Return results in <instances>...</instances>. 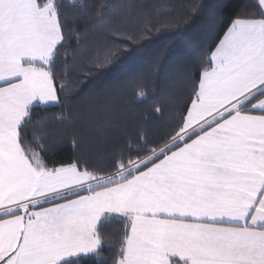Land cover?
Here are the masks:
<instances>
[{
	"label": "snow or ice",
	"instance_id": "6c2138e0",
	"mask_svg": "<svg viewBox=\"0 0 264 264\" xmlns=\"http://www.w3.org/2000/svg\"><path fill=\"white\" fill-rule=\"evenodd\" d=\"M86 7L0 0V264L99 258L108 215L125 223L111 264H264V0L201 58L163 136L139 128L103 165L50 167L27 128L34 102L58 103L68 87L56 86V62L66 30L79 27L69 26V9Z\"/></svg>",
	"mask_w": 264,
	"mask_h": 264
},
{
	"label": "trees",
	"instance_id": "16d2710c",
	"mask_svg": "<svg viewBox=\"0 0 264 264\" xmlns=\"http://www.w3.org/2000/svg\"><path fill=\"white\" fill-rule=\"evenodd\" d=\"M81 2L88 7L69 9V26L79 27L66 30L56 62V86L68 87L58 103L35 105L27 128L30 140L39 138L50 167L77 158L103 165L125 133L139 128L163 136L198 81L201 58L235 19L245 17V8L251 12L254 0ZM102 4L110 7L100 17L96 6ZM137 91L144 97L137 98ZM89 96L103 108L93 111ZM124 227L123 218L104 217L98 225L101 255L84 264H111Z\"/></svg>",
	"mask_w": 264,
	"mask_h": 264
},
{
	"label": "crops",
	"instance_id": "0c3cea01",
	"mask_svg": "<svg viewBox=\"0 0 264 264\" xmlns=\"http://www.w3.org/2000/svg\"><path fill=\"white\" fill-rule=\"evenodd\" d=\"M34 104L35 105H37V104H40L39 102H34ZM54 104H56V103H54ZM54 104H51V105H54ZM40 105H44V104H40ZM118 216V215H117ZM103 219V218H102Z\"/></svg>",
	"mask_w": 264,
	"mask_h": 264
}]
</instances>
